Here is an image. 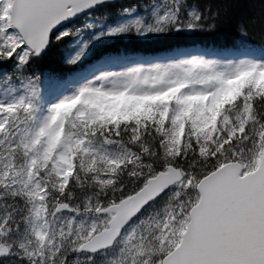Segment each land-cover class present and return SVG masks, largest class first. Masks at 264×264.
I'll list each match as a JSON object with an SVG mask.
<instances>
[{
  "label": "snow or ice",
  "instance_id": "snow-or-ice-1",
  "mask_svg": "<svg viewBox=\"0 0 264 264\" xmlns=\"http://www.w3.org/2000/svg\"><path fill=\"white\" fill-rule=\"evenodd\" d=\"M118 4L142 14L97 33L110 16L85 14ZM229 28L210 56L102 53L42 106L50 46L79 69L107 38ZM0 264H264V0H0Z\"/></svg>",
  "mask_w": 264,
  "mask_h": 264
},
{
  "label": "trees",
  "instance_id": "trees-1",
  "mask_svg": "<svg viewBox=\"0 0 264 264\" xmlns=\"http://www.w3.org/2000/svg\"><path fill=\"white\" fill-rule=\"evenodd\" d=\"M115 6H104L97 10L94 16H101L108 14L110 16L109 21L101 28H97V32L106 31L109 26H115L118 24V20L121 16L115 15ZM137 13H142L141 9L137 10ZM94 18V17H93ZM80 21L75 23L77 26H81ZM90 35V36H89ZM87 36V34L85 35ZM85 36L83 38H85ZM91 39V34H88V40ZM237 41H242V38L232 29H224L215 34H203L200 32H179L169 33L166 35H147L136 36L134 34H128L126 36H120L115 38H107L103 41L96 42L92 49L91 55L79 66V69H68L65 67L64 58L66 55V49L63 45L68 44L65 40L61 45L50 46L47 53L41 58L36 59L34 63L37 65V70L41 76L42 81V98L49 92L47 87V79L51 75L71 76L78 71L83 70L87 65L93 64L102 53H115L120 59L119 62H126L129 55L139 54L142 56H148L150 54H156L159 52H175L182 48H188L191 46H202L211 54L212 48H225L230 47ZM235 88H239L240 84L237 83ZM73 105H69L67 110L63 112L67 114L72 110Z\"/></svg>",
  "mask_w": 264,
  "mask_h": 264
},
{
  "label": "rangeland",
  "instance_id": "rangeland-1",
  "mask_svg": "<svg viewBox=\"0 0 264 264\" xmlns=\"http://www.w3.org/2000/svg\"><path fill=\"white\" fill-rule=\"evenodd\" d=\"M202 53L201 49L198 47L195 48H191L185 52L182 53L183 56L177 58V59H171L167 61H156L155 63H150V64H140L137 63L135 65L129 66V67H125V68H118V69H127L130 67H135V66H153L155 64H167V63H171V62H178L181 59H187V58H191L192 56H197L200 55ZM203 54V53H202ZM134 64V63H133ZM84 82V81H83ZM83 82H81L80 84H73V85H69L68 87L64 88L61 92H59L58 94H56L55 96H53L46 104V107L51 105L52 103L57 102L59 99H61L64 95H68L71 94L72 91H74V89L78 86H80ZM106 109L109 111L113 110V103L111 101H105L104 102ZM65 106V105H64ZM63 106H61L62 108Z\"/></svg>",
  "mask_w": 264,
  "mask_h": 264
},
{
  "label": "water",
  "instance_id": "water-1",
  "mask_svg": "<svg viewBox=\"0 0 264 264\" xmlns=\"http://www.w3.org/2000/svg\"><path fill=\"white\" fill-rule=\"evenodd\" d=\"M93 10V9H92ZM91 11V10H90Z\"/></svg>",
  "mask_w": 264,
  "mask_h": 264
}]
</instances>
